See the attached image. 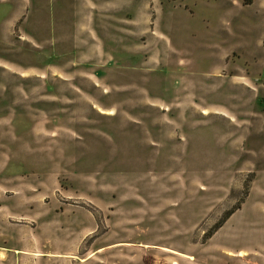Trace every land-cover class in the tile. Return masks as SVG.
<instances>
[{
	"label": "rangeland",
	"instance_id": "obj_1",
	"mask_svg": "<svg viewBox=\"0 0 264 264\" xmlns=\"http://www.w3.org/2000/svg\"><path fill=\"white\" fill-rule=\"evenodd\" d=\"M4 200L2 264H264V0H0Z\"/></svg>",
	"mask_w": 264,
	"mask_h": 264
},
{
	"label": "crops",
	"instance_id": "obj_2",
	"mask_svg": "<svg viewBox=\"0 0 264 264\" xmlns=\"http://www.w3.org/2000/svg\"><path fill=\"white\" fill-rule=\"evenodd\" d=\"M8 202H9V200H7L5 202H2V201L0 202V223H4L2 220L3 216L6 217L9 214L17 216V212H10L8 210V206H7ZM8 224H10V222H8ZM13 230H15V229H11L9 226H5V227L1 228V225H0V247H2L1 245H4L5 247H8V249H10V248L18 245V243H17L18 238L12 232ZM2 262L0 260V264H2Z\"/></svg>",
	"mask_w": 264,
	"mask_h": 264
},
{
	"label": "trees",
	"instance_id": "obj_3",
	"mask_svg": "<svg viewBox=\"0 0 264 264\" xmlns=\"http://www.w3.org/2000/svg\"><path fill=\"white\" fill-rule=\"evenodd\" d=\"M230 214H231V212L227 213V215L225 216V218H227ZM218 226H219V225H218Z\"/></svg>",
	"mask_w": 264,
	"mask_h": 264
}]
</instances>
